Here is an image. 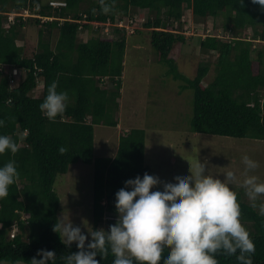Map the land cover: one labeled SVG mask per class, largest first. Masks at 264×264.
I'll return each mask as SVG.
<instances>
[{
    "label": "trees",
    "instance_id": "16d2710c",
    "mask_svg": "<svg viewBox=\"0 0 264 264\" xmlns=\"http://www.w3.org/2000/svg\"><path fill=\"white\" fill-rule=\"evenodd\" d=\"M63 1L65 5L54 7L49 0H0V119L4 120L0 134L10 136L18 146L14 154H0V165L14 160L19 172L8 195L0 199V262L31 264L37 250L44 248L56 252V264H64L62 255L78 251L75 242L68 248L53 231L61 202L54 187L56 177L72 164H94L97 229L106 224L107 230L116 222L115 193L124 181L150 174L143 128L132 127L123 133L114 157H95V125L119 124L127 41L126 29L113 28L117 38L100 36L92 21L136 18L147 9L144 29L129 33L148 30L159 60L182 81L184 89H192L191 129L264 140V10L259 5L251 0H104L111 8L104 13L100 0ZM26 8L59 18L42 21L21 16L5 26L8 12ZM186 9L192 10L197 22L223 18L220 34L200 37L198 51L209 57L199 62L194 77L181 72L172 55L177 43L187 42L180 30ZM31 24L39 27L38 44L28 52V46L17 41L24 36L23 28ZM81 30L93 34L81 41ZM212 70L215 74L209 80ZM54 80L57 91H67L69 100L65 112L49 120L39 105ZM60 148L65 149L63 154ZM237 193L242 223L255 243L253 264H264V215L245 199L243 189ZM169 247L165 244L162 255ZM96 258L101 264H112L113 256L109 252L105 259ZM217 259L219 264H239L235 256L218 254Z\"/></svg>",
    "mask_w": 264,
    "mask_h": 264
},
{
    "label": "clouds",
    "instance_id": "9594fccd",
    "mask_svg": "<svg viewBox=\"0 0 264 264\" xmlns=\"http://www.w3.org/2000/svg\"><path fill=\"white\" fill-rule=\"evenodd\" d=\"M251 2L264 10V0ZM100 4L104 13L111 10L104 0ZM57 87V81H52L39 105L49 120L61 116L69 100L68 92L57 91ZM3 125L4 120L0 119V126ZM17 150V143L10 136L0 134V154H14ZM59 151L63 154L65 149ZM241 160L242 179L231 168L219 172L224 174L221 179L206 168V162L198 160L190 163V174L177 172L175 179L166 178L162 184L158 175L148 172L125 180L124 187L115 193L117 220L107 230L94 228L83 219L87 229L84 231L70 214L66 217L63 213L53 225V231L68 248L75 242L78 251L62 255L61 259L64 264H101L96 257L105 259L110 252L112 264H142L143 261L160 264L161 260L163 264H219L217 255L223 254L235 256L239 264H253L255 243L242 223L236 189L243 188L253 207H258L259 214L264 215V180L249 174L258 167L256 160L248 155ZM18 177L14 160L0 165V199L8 195L9 187ZM165 244L170 247L162 255ZM56 258L54 250L42 248L30 262L56 264Z\"/></svg>",
    "mask_w": 264,
    "mask_h": 264
},
{
    "label": "rangeland",
    "instance_id": "374dc122",
    "mask_svg": "<svg viewBox=\"0 0 264 264\" xmlns=\"http://www.w3.org/2000/svg\"><path fill=\"white\" fill-rule=\"evenodd\" d=\"M147 16V9L139 11L136 15L138 23H135L136 21L132 23L135 24L134 29L138 27L144 29L143 24ZM60 20L62 22V18ZM38 28L36 24L26 25L23 28V38L17 41L20 45L25 43L28 52L34 51L37 47ZM222 28V17H210L207 21L197 22L191 10H185L180 30L187 37V42L177 43L172 52L181 72L190 77L195 76L199 62L209 57L198 51L200 37L208 33L220 34ZM127 31L122 94L118 99L119 125L116 127L95 125V157H114L120 136L132 127L143 128L146 131L145 160L151 167L150 174L158 175L161 184L166 178L175 179L177 172L189 173L190 163L194 164L198 160L206 162V168L219 175L221 179L224 178V174L219 172L225 168L236 170L242 179L244 165L241 157L244 155L258 162V167L249 174H255L264 180V140L193 131L190 125L193 114L192 89H184L182 81L175 79L168 66L159 60L148 30L135 34L129 33L131 29ZM249 31L251 32V29ZM95 32L109 38L118 36L115 30L110 31L107 27L96 29ZM54 34L52 41L55 45L58 31H54ZM89 37L91 35H87L85 30L79 33L81 41H86ZM210 58L215 60L214 56ZM214 74L212 70L207 78L211 80ZM40 92L38 89L37 93ZM94 172V164L80 161L72 164L66 173L58 174L54 185L61 199L59 216L64 213L67 217L70 214L74 223L80 225L84 231L87 229L82 223L83 219H87L93 227L95 225ZM240 189L243 188L236 190ZM245 199L252 202L246 194ZM106 227L105 224L104 229ZM0 264L10 263L1 261Z\"/></svg>",
    "mask_w": 264,
    "mask_h": 264
},
{
    "label": "built area",
    "instance_id": "2783aa9c",
    "mask_svg": "<svg viewBox=\"0 0 264 264\" xmlns=\"http://www.w3.org/2000/svg\"><path fill=\"white\" fill-rule=\"evenodd\" d=\"M49 3H50V5H52L54 7H59V6H63V5L66 4V2L63 1V0H49ZM7 15H8V22L5 25L7 27L10 24L15 23L16 22V18L17 17H21V16H23L24 18L29 17V16H35V17L41 18L42 21L52 20L53 19V17L42 16L40 14H37L34 11V9H30V8H26L23 11L13 10L11 12H8ZM137 19L138 18L128 17V18H124V19H118L116 21L108 20L106 22H93V24L95 25L96 28H98L99 26H102V27H105V28L107 27L108 30H110V31L113 29V27H121V28H124V29L128 30V32H129L130 29H131L130 32H134L136 28L134 29V27H135L134 25L135 24L132 25V23H134L135 21L138 22ZM62 21H63V18H62ZM79 21L83 22L82 20H79ZM14 232H15V229L13 230V233Z\"/></svg>",
    "mask_w": 264,
    "mask_h": 264
},
{
    "label": "crops",
    "instance_id": "0c3cea01",
    "mask_svg": "<svg viewBox=\"0 0 264 264\" xmlns=\"http://www.w3.org/2000/svg\"><path fill=\"white\" fill-rule=\"evenodd\" d=\"M87 32H88V29H87ZM87 32H86L87 35H89V34L92 35L93 34L92 32L91 33H87Z\"/></svg>",
    "mask_w": 264,
    "mask_h": 264
}]
</instances>
